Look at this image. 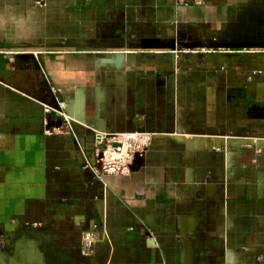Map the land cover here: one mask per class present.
<instances>
[{"label": "crops", "instance_id": "1", "mask_svg": "<svg viewBox=\"0 0 264 264\" xmlns=\"http://www.w3.org/2000/svg\"><path fill=\"white\" fill-rule=\"evenodd\" d=\"M242 27L264 0H0V264H264V64L176 61ZM50 90L82 127L44 132ZM87 124L157 138L99 179Z\"/></svg>", "mask_w": 264, "mask_h": 264}, {"label": "built area", "instance_id": "2", "mask_svg": "<svg viewBox=\"0 0 264 264\" xmlns=\"http://www.w3.org/2000/svg\"><path fill=\"white\" fill-rule=\"evenodd\" d=\"M51 93L55 96L57 107H53L43 101L50 100V98L40 100L44 114V132L51 134L73 131L72 121L75 120L64 111L67 102L63 97V93L60 90H57L56 94L52 91ZM94 137L99 148L95 163L91 166V169L96 177L101 179L107 174H129L135 156L141 158L148 144L157 138V134L144 130L108 133L105 131H96Z\"/></svg>", "mask_w": 264, "mask_h": 264}, {"label": "water", "instance_id": "3", "mask_svg": "<svg viewBox=\"0 0 264 264\" xmlns=\"http://www.w3.org/2000/svg\"><path fill=\"white\" fill-rule=\"evenodd\" d=\"M262 31H263L262 33L264 34V30H262ZM258 43H260V45L264 46V42H258ZM202 45L203 46H206V47H219V46H222V47L239 48V47H244V46H250L251 44H247V45H237L236 44L235 45V44H227V43L226 44H223V43H220V44H202ZM189 47H195V45L194 46L193 45H189ZM111 55H115L114 57L116 58V60L119 59V58L121 59V58L124 57V54L121 53V52H116L114 54H109V56H107V57H112ZM188 55H192V56L193 55H197L199 57L203 56L202 53H191V52L189 53V52H187V53H184L182 55H179V57L176 59L177 63L183 64L185 66H193V65H195V63H187L183 59H180L181 56H188ZM48 97L50 98V100H43V101L46 102V103H48V104H50L53 107H57V101L55 99V96L51 93V91L49 92ZM64 111L66 112V114L68 116L74 118L75 121H72L73 127H75V128L76 127H82V124L81 123H83V120L81 118H79V117H77V116L74 115L73 108H72V106L68 102L66 103V105L64 107ZM87 125H88V128H87L86 131L88 133H90V134L95 135L96 131H104V128H100L98 126L96 127V126H93V125H90V124H87ZM217 135L223 136L225 134L221 133V134H217ZM225 137H226L225 139H228V140L231 139L230 138L231 136L229 134H226ZM137 159L140 160L139 157L135 156L134 162L137 161Z\"/></svg>", "mask_w": 264, "mask_h": 264}, {"label": "rangeland", "instance_id": "4", "mask_svg": "<svg viewBox=\"0 0 264 264\" xmlns=\"http://www.w3.org/2000/svg\"><path fill=\"white\" fill-rule=\"evenodd\" d=\"M260 31H262V30H260ZM244 32H245V28H243V30L241 28H239V29L237 28V30H236V33H237L236 34V37L244 36ZM248 34L246 35V37H249L250 34L249 35ZM259 35H261V34L260 33L259 34L257 33V35H256L255 38H251L250 39V41L247 43V44H251L250 46H244V47H239V48H233V47L226 48V47H222V46H219V47H204L202 44H197V45L195 44V47L194 48L196 50H199V52L202 53L203 55L210 54L212 57H214L215 55H220L221 56V55H227V54H231V55L232 54L233 55L234 54H238L240 57H243L244 54H246L248 56L250 55V57H252V56H261V55H264V46H262V45H260V43H258L259 40H262V39H260L258 37ZM251 36L254 37L252 34H251ZM261 38H263L262 35H261ZM236 44L237 45H242V44L235 43V45ZM247 44H243V45H247ZM202 48H206L209 51L202 52V51H200ZM224 50L227 51V52H225ZM246 55H244L245 56V59L248 58V56H246ZM218 57H216V58H218ZM247 61H248V59H247ZM253 65H257V64H253ZM258 66H256L257 68H254L255 67L254 66L252 68L253 69L252 72H257L258 71ZM246 84H247V82H246Z\"/></svg>", "mask_w": 264, "mask_h": 264}, {"label": "bare ground", "instance_id": "5", "mask_svg": "<svg viewBox=\"0 0 264 264\" xmlns=\"http://www.w3.org/2000/svg\"><path fill=\"white\" fill-rule=\"evenodd\" d=\"M253 23V22H252ZM251 26H253V25H251ZM255 26H257L256 24H255ZM254 26V27H255ZM244 28V27H243ZM259 30H261V29H259ZM255 32V31H254ZM260 32V31H259ZM236 33V32H235ZM240 33V32H239ZM248 34V33H247ZM249 36H250V38H248V37H246V38H244V36H240V37H236V38H234V39H229V38H226V37H221L220 39H218V41H216V42H214V43H225V42H230V41H233V42H236V43H238V44H246V43H248L249 41H250V39L251 38H253L252 36H251V34L253 35L254 33H253V30L252 29H250V32H249ZM193 38L194 39H196L197 37H198V35L197 34H195V33H193ZM233 44H235V43H233ZM235 55V56H234ZM233 56H222L221 58H220V60H222V61H225V60H229V59H231V60H233V59H239L240 58V56H238V54H234ZM215 60H217V59H215ZM249 60H251V59H249ZM210 61V60H209ZM251 61H253V62H255V63H262V64H264V56H256L255 58L253 57V59L251 60ZM214 62V61H213ZM226 62V61H225ZM227 62H229V61H227ZM216 64V63H215ZM217 64H219V63H217ZM258 65V64H257Z\"/></svg>", "mask_w": 264, "mask_h": 264}, {"label": "flooded vegetation", "instance_id": "6", "mask_svg": "<svg viewBox=\"0 0 264 264\" xmlns=\"http://www.w3.org/2000/svg\"><path fill=\"white\" fill-rule=\"evenodd\" d=\"M253 78H255L256 76H254V73L252 72V75ZM236 84H240L242 83V80L240 78H237L236 81H235ZM229 115V116H228ZM236 117V113L235 111L231 112V111H220V119H221V122L222 121H226L228 118H235Z\"/></svg>", "mask_w": 264, "mask_h": 264}]
</instances>
